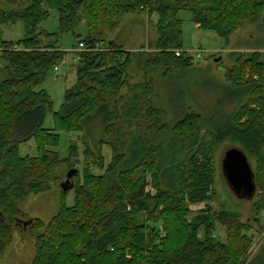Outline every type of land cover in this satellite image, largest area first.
I'll list each match as a JSON object with an SVG mask.
<instances>
[{
    "label": "trees",
    "instance_id": "trees-1",
    "mask_svg": "<svg viewBox=\"0 0 264 264\" xmlns=\"http://www.w3.org/2000/svg\"><path fill=\"white\" fill-rule=\"evenodd\" d=\"M1 3L5 6L0 5V25L20 21L25 36L18 42L0 40V73L4 74L0 79V258L14 232L23 228L18 205L58 185L66 171L76 167L77 160L72 162L76 146H70L63 159L51 150L59 148L60 133L84 132L94 138L97 132L99 139L92 140L97 153L85 147L81 173L77 171L73 178V205L64 203L66 193L61 191L59 211L47 224L29 219L32 264H246L251 227L237 214L216 212L212 206L216 196L212 149L217 141L228 140L230 147L255 160L257 198L252 208L264 227L261 54L238 57L224 75L234 93L253 97L258 110L246 109L250 117L241 124L245 107L240 105L226 116L224 125L201 136L199 114L188 113L171 127L163 123L152 82L131 83L128 69L135 54L107 41V34L117 30L128 14L155 15V58L145 61L141 70L146 76L151 69L162 68L166 77L170 68L186 70L193 65V57L182 48L181 12H188L200 30L227 40L243 22L264 15V0ZM9 3L16 7H8ZM50 11L58 15V33L39 31V23ZM64 34H71L75 47L83 44L85 50L77 54L75 83L53 112L54 127L47 129L43 124L53 103L40 87L64 60L65 52L57 44ZM43 39L48 42L43 44ZM167 133L171 138L165 148L162 140ZM31 139L36 156H21L20 144ZM103 146L111 150L108 164L100 153ZM94 169L103 173L97 175ZM201 204L204 207L198 211L190 209ZM217 226L224 230V240L218 238ZM248 264H264V254Z\"/></svg>",
    "mask_w": 264,
    "mask_h": 264
},
{
    "label": "rangeland",
    "instance_id": "rangeland-1",
    "mask_svg": "<svg viewBox=\"0 0 264 264\" xmlns=\"http://www.w3.org/2000/svg\"><path fill=\"white\" fill-rule=\"evenodd\" d=\"M0 5L5 6L1 3ZM8 7H16V4H7ZM179 18L182 20V48L189 56L193 57V65L186 70L170 68L166 77H163L162 68H154L145 76L142 65L145 61H152L155 58V43L157 34L155 25L157 17L145 12L128 14L124 17L122 25L114 32L107 34V41L118 43L124 50L135 54L128 69L131 83H144L151 81L154 88V104L161 110L162 121L169 127L173 126L181 117L188 113H196L202 117L201 136H205L210 131L226 123V116H231L240 105H244L239 123H246L248 120V110H258L257 103L253 97L234 93L232 87L226 81L224 75L235 66L238 57H247L252 53L259 52L264 59V15L255 22H243L240 27L227 39L224 40L210 31L195 29V24L190 20L188 12H181ZM39 31L44 33H58V15L55 11H50L48 18L39 23ZM82 28V27H80ZM77 32H83L78 29ZM25 36L24 24L20 21L0 25V40L7 42H18ZM58 46L65 52L64 60L57 66L60 75L55 76L50 72L43 85L52 100V112L46 115L44 128L54 127L53 112L59 110L63 103L67 89H70L76 80L75 62L77 60L78 48L71 34H64L58 38ZM51 39L49 42L53 41ZM43 39V44L47 43ZM200 54V56H198ZM1 67V64H0ZM3 72L0 73L2 79ZM126 93V91H123ZM97 128H95V131ZM99 133L85 136L84 132L65 134L60 133V146L51 149L57 152L60 158H67L69 147L76 146V169L81 173L83 162V151L88 145L92 148V140L95 141ZM171 134L167 133L163 138V146L168 147ZM99 137L97 138V140ZM228 140H222L213 144V160L215 167V199L212 206L216 212L222 210L231 211L237 214L241 222L248 224L251 230L248 236L252 237L251 245L246 253V264L254 262L259 254H264V227L263 219L255 217L252 204L257 198V190L252 200L238 199L228 187L221 171V163L224 152L232 148ZM164 148V149H165ZM93 149V148H92ZM94 150V149H93ZM97 153V150H94ZM21 156H36L34 140L31 139L19 146ZM104 158V163L108 164L111 159V150L107 146L100 149ZM170 155H167V159ZM75 160V161H74ZM248 162L255 172V160L248 159ZM67 169V168H66ZM73 169V168H71ZM70 169V170H71ZM69 171V170H68ZM63 176L60 183L65 181ZM93 172L101 175L103 171L94 169ZM73 182V180H72ZM58 185L52 184L50 189L38 195H30L27 200L18 205L21 213V220L29 219L47 224L59 211L61 201V189ZM148 191L154 193L151 187ZM74 202V192L70 190L64 194V203L72 206ZM204 207L203 204L191 206L192 211H198ZM259 218V222L255 219ZM23 229V228H22ZM16 230L12 237V242L5 254L0 258V264H32L34 255V240L30 232L26 230ZM216 234L219 239L224 240V230L217 226ZM243 261V260H242Z\"/></svg>",
    "mask_w": 264,
    "mask_h": 264
},
{
    "label": "water",
    "instance_id": "water-1",
    "mask_svg": "<svg viewBox=\"0 0 264 264\" xmlns=\"http://www.w3.org/2000/svg\"><path fill=\"white\" fill-rule=\"evenodd\" d=\"M221 171L231 192L238 199L252 200L256 193L254 172L248 162L246 155L238 148L232 147L224 152ZM77 170L71 169L65 176V181L60 183L59 187L63 193L73 189L72 182ZM31 220L20 221V224L26 229L31 225Z\"/></svg>",
    "mask_w": 264,
    "mask_h": 264
},
{
    "label": "built area",
    "instance_id": "built-area-1",
    "mask_svg": "<svg viewBox=\"0 0 264 264\" xmlns=\"http://www.w3.org/2000/svg\"><path fill=\"white\" fill-rule=\"evenodd\" d=\"M98 47V46H97ZM100 47V46H99ZM98 49V48H97ZM85 50V46L83 45V44H79V47H78V51H84ZM180 51H176L175 52V54H176V56H179L180 55ZM198 56H200V54L198 55ZM53 72H54V75L57 77V76H59L60 75V69H59V67L58 66H55L54 68H53Z\"/></svg>",
    "mask_w": 264,
    "mask_h": 264
},
{
    "label": "crops",
    "instance_id": "crops-1",
    "mask_svg": "<svg viewBox=\"0 0 264 264\" xmlns=\"http://www.w3.org/2000/svg\"><path fill=\"white\" fill-rule=\"evenodd\" d=\"M194 28L200 30L199 27H198V25H195ZM118 43H119V42H118ZM118 43H115V45H116L117 47H120L122 50H124V49H123ZM124 51H126V50H124ZM127 52H129V51H127ZM76 61H77V60H76ZM75 63H76V62H75ZM224 77H225V76H224Z\"/></svg>",
    "mask_w": 264,
    "mask_h": 264
}]
</instances>
